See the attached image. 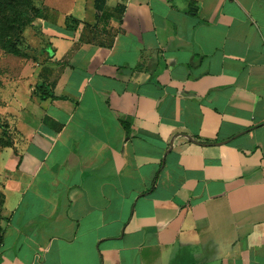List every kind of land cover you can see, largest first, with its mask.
I'll return each instance as SVG.
<instances>
[{
	"label": "crops",
	"instance_id": "crops-1",
	"mask_svg": "<svg viewBox=\"0 0 264 264\" xmlns=\"http://www.w3.org/2000/svg\"><path fill=\"white\" fill-rule=\"evenodd\" d=\"M63 2L0 81V264H264V0Z\"/></svg>",
	"mask_w": 264,
	"mask_h": 264
},
{
	"label": "rangeland",
	"instance_id": "rangeland-1",
	"mask_svg": "<svg viewBox=\"0 0 264 264\" xmlns=\"http://www.w3.org/2000/svg\"><path fill=\"white\" fill-rule=\"evenodd\" d=\"M80 4L83 5V0H76L74 6H71L70 0H64L63 7H70L72 11L77 14ZM27 14L32 15V12L28 9ZM34 21L26 24L20 30L16 28V25H12L11 23L8 24L2 21V19L0 20V40L3 39L5 35H10L12 37L18 36L20 38L19 46L26 53V56H16L4 50L0 43V81L14 77L20 62H24L28 59L38 61L42 58L40 50L45 40ZM1 127L2 122L0 118V128Z\"/></svg>",
	"mask_w": 264,
	"mask_h": 264
},
{
	"label": "trees",
	"instance_id": "trees-1",
	"mask_svg": "<svg viewBox=\"0 0 264 264\" xmlns=\"http://www.w3.org/2000/svg\"><path fill=\"white\" fill-rule=\"evenodd\" d=\"M103 4V0H95V6L99 7ZM32 12V15L27 14V10ZM41 7L36 5L35 0H0V20L16 25L17 29H22L26 24L34 21L36 18L41 17ZM2 48L16 56H26L23 49L20 48V38L18 36L12 37L5 35L0 40ZM7 141L0 136V145H7ZM3 204V195L0 192V217L1 207ZM3 235L0 226V245L2 243Z\"/></svg>",
	"mask_w": 264,
	"mask_h": 264
},
{
	"label": "water",
	"instance_id": "water-1",
	"mask_svg": "<svg viewBox=\"0 0 264 264\" xmlns=\"http://www.w3.org/2000/svg\"><path fill=\"white\" fill-rule=\"evenodd\" d=\"M191 139V138H190ZM192 140V139H191Z\"/></svg>",
	"mask_w": 264,
	"mask_h": 264
}]
</instances>
